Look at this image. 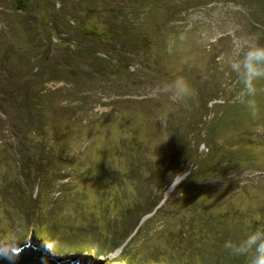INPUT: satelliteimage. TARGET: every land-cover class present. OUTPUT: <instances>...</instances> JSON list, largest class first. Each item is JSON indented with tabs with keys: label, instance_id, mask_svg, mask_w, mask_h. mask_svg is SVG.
I'll list each match as a JSON object with an SVG mask.
<instances>
[{
	"label": "rangeland",
	"instance_id": "obj_1",
	"mask_svg": "<svg viewBox=\"0 0 264 264\" xmlns=\"http://www.w3.org/2000/svg\"><path fill=\"white\" fill-rule=\"evenodd\" d=\"M124 18L129 29L108 30ZM255 46H264V0H0L3 82L20 78L28 104L0 102V247L49 228L56 255L198 264L213 241L228 249L264 224V80L248 108L229 68ZM178 77L191 89L183 99ZM53 155L66 160L48 169ZM34 167L46 170L40 195L33 176L19 175ZM30 197L40 215L23 220L17 201ZM158 199L118 250L90 240L130 230L125 210Z\"/></svg>",
	"mask_w": 264,
	"mask_h": 264
},
{
	"label": "trees",
	"instance_id": "obj_2",
	"mask_svg": "<svg viewBox=\"0 0 264 264\" xmlns=\"http://www.w3.org/2000/svg\"><path fill=\"white\" fill-rule=\"evenodd\" d=\"M20 0H18L19 2ZM114 19H116V16H114L113 19H111V21H113ZM125 20V18H124ZM110 21V22H111ZM109 23V22H108ZM128 22L125 20V23H123L121 26H117V22L114 23V25H110L108 28V30H112L113 27H119L122 29H129L131 26L129 24H127ZM107 30V31H108ZM133 30V29H132ZM131 30V31H132ZM113 38H115L117 40V43H121V37L118 35L113 33ZM123 41V40H122ZM124 42V41H123ZM41 58V57H40ZM35 59V58H34ZM38 68L41 69V64H37ZM20 73V71L18 72ZM17 73V74H18ZM17 74L14 76H17ZM3 75V76H1ZM6 76V67L3 65V62L0 61V84H3V88H2V92H0V102H5V97H12V99H14V96L17 95V99L22 98L23 99V106H27V101L24 98V96L26 97V84H21L20 83V78L18 79L16 85L13 87V85L11 86L10 84H7L5 82H3V79ZM32 86V85H31ZM30 86V87H31ZM15 93V94H14ZM2 99V100H1ZM12 103V104H11ZM11 103H7L6 107L7 108H15V104L14 101ZM5 104V103H4ZM22 105L18 106V109L20 110ZM21 124L23 125H29V115L28 116H22L18 119ZM31 124H32V120H31ZM38 131V130H36ZM66 160L64 156H54L52 157L51 163H50V168H53L54 166H58L63 164V161ZM38 167H34L32 170L31 169H23L22 172L19 174L21 178L24 177V179L27 181V183L30 180V177L33 176L34 179L30 180L33 183L36 181V187L38 189L37 194L40 195V192H42V188H46V176H44V174H46V170L44 171H40V172H34L35 169H37ZM43 169V168H42ZM48 181H52L51 179H47ZM186 181V179L182 182L184 183ZM30 186V185H29ZM178 189V188H177ZM161 198V197H160ZM160 199H158L154 204L150 205V206H145V205H134L132 207H129L128 209H126L125 214L131 213V211L133 210V213L128 215V219L130 218H134V222H133V226L130 228V230H125V224H119L118 228L113 227V231L112 232H105L102 236L98 237L96 236L95 238H92L90 240H93V243L98 244L97 246H99L101 251H105L107 248L109 249V251H106V254H111L113 253L115 250H118L120 248V246H122L124 244V242L127 240V238L129 237L128 241L130 242L133 237L131 236L132 233L134 232V229L138 226L139 222L142 221V219L147 216L150 215L158 206ZM32 201L35 202V200H31V197L29 199H26L24 201H22L21 203H18L19 201H17V212L19 213V216L24 220V219H28L30 217L31 220H35L36 218L39 217L40 215V211L38 210V207H35L31 213L29 212V208L30 205L32 203ZM130 208H132L131 210H129ZM124 214V215H125ZM219 218L221 216H218ZM127 222H129L127 220ZM33 223V222H32ZM125 225V226H124ZM34 226H31V228H33ZM249 227H256V225L253 226V224H250ZM21 228V227H20ZM28 228V227H27ZM224 230H226V228H223ZM242 228L239 226V230H235L233 232V236L238 237V232H241ZM252 228H250L251 230ZM84 230V229H82ZM109 230V229H108ZM249 230V231H250ZM46 233H43L45 236H49L52 239H54V234L53 232L47 228L45 229ZM117 233H120V236L117 237ZM110 234V236L108 235ZM32 235L33 237L38 241L41 240L40 237H38V233L36 234L35 230H32ZM134 236V235H133ZM94 237V235H93ZM98 238V239H97ZM53 242V241H52ZM53 244L55 246H57V244L55 242H53ZM127 245V244H126ZM219 246H222V242H218L217 240H215V242L213 241L211 243V247H214L215 250L208 252L206 254H203L200 258L197 259V263L198 264H247V258L245 256H241V255H237L234 254L229 248L228 249H224L222 250ZM93 250V249H92ZM222 250V251H221ZM84 253L83 251H78L75 254H82ZM96 255V254H94ZM94 259H98L101 256H103L102 254H97V257H94L93 255H91ZM171 261L172 264H194V260H192L189 256L181 259L182 257L177 256V255H171Z\"/></svg>",
	"mask_w": 264,
	"mask_h": 264
},
{
	"label": "clouds",
	"instance_id": "obj_3",
	"mask_svg": "<svg viewBox=\"0 0 264 264\" xmlns=\"http://www.w3.org/2000/svg\"><path fill=\"white\" fill-rule=\"evenodd\" d=\"M229 68L242 84L236 100L248 108H254L259 91L257 84L264 80V46L248 47L241 56L233 60ZM174 96L183 99L191 93L183 78L173 81ZM234 254L245 256L247 264H264V224H258L239 240L225 245Z\"/></svg>",
	"mask_w": 264,
	"mask_h": 264
},
{
	"label": "water",
	"instance_id": "obj_4",
	"mask_svg": "<svg viewBox=\"0 0 264 264\" xmlns=\"http://www.w3.org/2000/svg\"><path fill=\"white\" fill-rule=\"evenodd\" d=\"M34 237L28 243L3 245L0 247V264H103L101 260H91L85 255L69 257L56 255L49 236Z\"/></svg>",
	"mask_w": 264,
	"mask_h": 264
}]
</instances>
